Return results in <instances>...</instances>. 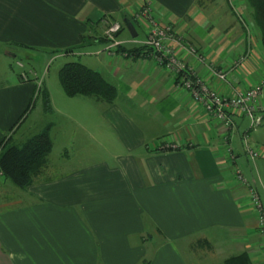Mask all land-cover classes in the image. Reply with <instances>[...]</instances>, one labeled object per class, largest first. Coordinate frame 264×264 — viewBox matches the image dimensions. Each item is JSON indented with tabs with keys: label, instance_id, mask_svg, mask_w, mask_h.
<instances>
[{
	"label": "crops",
	"instance_id": "crops-1",
	"mask_svg": "<svg viewBox=\"0 0 264 264\" xmlns=\"http://www.w3.org/2000/svg\"><path fill=\"white\" fill-rule=\"evenodd\" d=\"M146 3L181 39L169 46L187 72L210 91L232 97L262 81L260 33L245 0H0L1 43L28 56L70 48L65 55H75L102 43L96 54L105 55L86 66L117 89L104 106L41 84L53 147L33 184L13 201L0 198V264H220L241 253L264 264L248 186L236 178L239 166L250 171L264 210V152L254 161L245 155L246 116H232L225 127L153 49L140 48L146 34L135 14ZM108 18L129 19L137 43L111 55L97 38ZM83 37L91 42L81 44ZM118 37L132 39L123 28ZM35 88L20 77L0 85V142L27 119L29 111L11 130ZM259 101L264 105V91ZM249 140L262 152V139ZM59 143L66 163L55 165ZM7 183L0 174V192ZM200 241L209 246L198 247Z\"/></svg>",
	"mask_w": 264,
	"mask_h": 264
},
{
	"label": "trees",
	"instance_id": "trees-1",
	"mask_svg": "<svg viewBox=\"0 0 264 264\" xmlns=\"http://www.w3.org/2000/svg\"><path fill=\"white\" fill-rule=\"evenodd\" d=\"M246 6L250 12L251 19L255 22L260 33L261 45L264 50V0H245ZM114 21L113 18H108ZM126 29L121 22V30ZM120 32L118 34H120ZM107 43L103 35L97 37ZM96 38V39H97ZM87 38H82L81 44ZM22 48H28L22 46ZM140 48L152 49L143 45ZM29 49V48H28ZM74 48L64 51L65 54L72 52ZM60 83L69 97L86 96L101 100L107 104H112L117 96L116 86L105 78V76L79 61H68L59 70ZM185 79L196 86L197 79L188 72L184 73ZM180 76H178V79ZM40 99L46 112L51 111L48 92L42 86L36 87L34 95L29 106L19 116L13 127L18 124L22 117L30 111L36 101ZM51 125H46L40 132L29 136L21 143H14L12 136L5 137L0 142V174L2 178L20 189H26L35 181L36 177L42 172L47 164L48 157L52 151L53 143L50 136ZM198 247H208L206 241L198 242ZM150 260H143L140 264H149ZM220 264H251L249 256L246 253L231 256Z\"/></svg>",
	"mask_w": 264,
	"mask_h": 264
},
{
	"label": "built area",
	"instance_id": "built-area-1",
	"mask_svg": "<svg viewBox=\"0 0 264 264\" xmlns=\"http://www.w3.org/2000/svg\"><path fill=\"white\" fill-rule=\"evenodd\" d=\"M151 11V6L146 3L136 12L135 17L145 29V39L141 44L151 47L155 51L156 61L176 76H180L179 79L182 86L191 92L195 100L202 102L206 111L219 120L225 127L233 125L232 116H246L250 120V128L258 127L262 122V114L264 113V105L260 104L259 101L264 91V76L260 83L232 97L220 96L210 91L205 84H202L198 80L196 81V86H194L189 80L185 79L184 73L187 72L185 65L177 57L173 48L169 46L171 42L182 44L181 39L170 25L160 26L154 20ZM104 24L103 36L107 40V50L111 55L114 53V49L121 47L125 42L137 43L134 38L128 41L119 39L120 22L105 20ZM187 47L192 54L197 53L193 47ZM243 59V57L240 58L241 61ZM17 64L19 67H23L21 62ZM216 76L221 80L225 79L223 73L218 72ZM37 79H39V76L36 72L27 73L26 71H22L20 73V80L23 82H31ZM33 82L36 84V81ZM39 86L41 85H35V87ZM243 144L246 156L253 161L264 152V148H262L261 152V148L251 143L247 136H244ZM236 178L248 186L249 196L256 213L258 232L263 238L264 245V210L258 190L255 184L248 182L240 171L236 172Z\"/></svg>",
	"mask_w": 264,
	"mask_h": 264
},
{
	"label": "rangeland",
	"instance_id": "rangeland-1",
	"mask_svg": "<svg viewBox=\"0 0 264 264\" xmlns=\"http://www.w3.org/2000/svg\"><path fill=\"white\" fill-rule=\"evenodd\" d=\"M234 8L236 7L234 6ZM257 31L259 32L258 28ZM102 48H103L102 43H99L91 47H88L84 50H80L75 55H68V56L65 54L55 55V56L52 54L51 55L40 54L28 50V54H29L28 56L25 53V51L16 50V49H13L12 51L8 46H5L3 43L0 42V85L11 82L14 78L15 79L17 77L19 78L20 73L22 71H26L27 73L36 72L39 76V79L33 80L36 81V84L33 81H31V83H33L34 85L37 84L41 85V83L45 81L46 84H48L52 90L54 91L60 90L66 96H68L65 93L59 80L58 73L60 68L68 61H79L81 63H84L85 65L89 66L90 64L93 66L97 64V57L100 55V53L99 54L96 53L97 51L102 50ZM7 51H11L12 54L8 55ZM262 52L264 54V50ZM13 54H15L16 56H12ZM104 55L105 54H102L100 56H104ZM18 62H21L23 64V67H19L17 64ZM103 103L104 106L108 105L105 102ZM29 112L30 113L27 115L28 116L27 119L20 125L17 131L13 133L12 141L14 143H21L22 142L20 141L21 136L23 135V133H27V131H29L30 135L40 132L49 123V121L53 119V117L50 114H47L44 111L43 105L40 100L36 102L35 108ZM262 121L263 123L262 122L261 123L263 125L260 128L259 127L249 128L250 120L248 118L244 119V126L242 127H244V129L246 128L245 130H248V132L251 131L248 135L249 139L255 140L260 138L262 139V141H264V120ZM57 124L59 126L62 125L60 121ZM64 156H66V151H61V147L59 143L58 145L55 146L54 152L52 154V160H54L53 164L59 165L62 163H66V161L63 160ZM239 170L242 171L246 179H248V176H250V171H247L246 168L243 170L242 168H240V166H239ZM253 175H255V173ZM18 193H20V188H17L8 182L7 186L2 187L0 192V198H5L6 201H13L14 199H16L15 197L17 196ZM191 264L193 263L191 262ZM201 264H208V263L203 260Z\"/></svg>",
	"mask_w": 264,
	"mask_h": 264
},
{
	"label": "water",
	"instance_id": "water-1",
	"mask_svg": "<svg viewBox=\"0 0 264 264\" xmlns=\"http://www.w3.org/2000/svg\"><path fill=\"white\" fill-rule=\"evenodd\" d=\"M123 24L125 25L126 29L131 34V37L135 38L137 36V32L135 30V27H134L133 23L129 19L125 18L123 20ZM12 56H15V55L13 54Z\"/></svg>",
	"mask_w": 264,
	"mask_h": 264
}]
</instances>
